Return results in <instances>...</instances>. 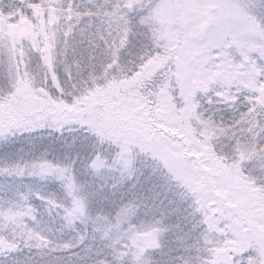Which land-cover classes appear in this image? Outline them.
<instances>
[{"label":"snow or ice","instance_id":"1","mask_svg":"<svg viewBox=\"0 0 264 264\" xmlns=\"http://www.w3.org/2000/svg\"><path fill=\"white\" fill-rule=\"evenodd\" d=\"M0 264H264V0H0Z\"/></svg>","mask_w":264,"mask_h":264}]
</instances>
